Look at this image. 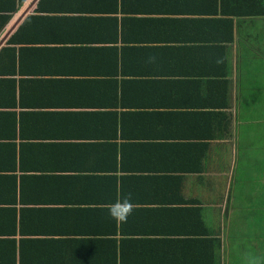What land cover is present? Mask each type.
<instances>
[{"label": "crops", "instance_id": "crops-1", "mask_svg": "<svg viewBox=\"0 0 264 264\" xmlns=\"http://www.w3.org/2000/svg\"><path fill=\"white\" fill-rule=\"evenodd\" d=\"M242 4L264 0H0V264H264Z\"/></svg>", "mask_w": 264, "mask_h": 264}, {"label": "trees", "instance_id": "trees-1", "mask_svg": "<svg viewBox=\"0 0 264 264\" xmlns=\"http://www.w3.org/2000/svg\"><path fill=\"white\" fill-rule=\"evenodd\" d=\"M240 7V8H239ZM235 8H239V10H235ZM222 15L223 17L225 16H231V15H248V16H253V15H264V5H249L246 7V4L239 5L238 7H232V10L227 9L226 7H222ZM231 9V8H230ZM220 25L222 27L227 26L230 31V39L232 38V20L228 17L227 19H220Z\"/></svg>", "mask_w": 264, "mask_h": 264}]
</instances>
